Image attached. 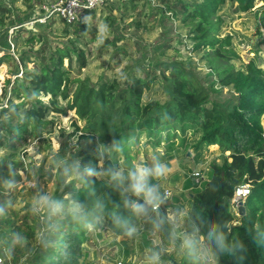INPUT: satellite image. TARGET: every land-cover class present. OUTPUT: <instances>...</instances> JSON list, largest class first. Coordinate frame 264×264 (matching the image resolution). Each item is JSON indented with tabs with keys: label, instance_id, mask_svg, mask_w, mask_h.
<instances>
[{
	"label": "trees",
	"instance_id": "16d2710c",
	"mask_svg": "<svg viewBox=\"0 0 264 264\" xmlns=\"http://www.w3.org/2000/svg\"><path fill=\"white\" fill-rule=\"evenodd\" d=\"M258 2L262 3L260 14L264 25V0L156 2L164 17L189 27L192 51L208 60L211 76H215L205 87L191 72L179 65H171L168 74L163 71L168 95L164 102L157 99L144 101L145 93L152 90L156 77L151 70L141 66L136 70L138 73L122 70L125 73L122 74L123 85L103 80L93 84L88 78H80L82 69L88 64L81 41L87 33H96V27L89 28L82 19L73 24L64 22L66 46L51 47L41 34L32 33L27 38V45L38 42L40 46L36 51H23L18 56L16 65L23 68L22 80L6 81L2 92L6 106L0 108V147L15 150L28 136L40 135L49 124L50 113L67 115L69 109H75L84 120L82 128L74 123L76 132H83L82 138L92 140V143L58 169L59 182L69 175H75V178L64 190L68 198L61 194L55 198L65 205L63 214L53 217L58 230L49 233L48 221L45 222V236L50 241L47 246L41 241L32 246L26 240L22 247L17 241V235L35 238L38 223L34 224L36 228L28 226V231L24 232L8 215L11 208L5 192L18 180L24 167L22 162L10 161L8 157L0 160V208H3L0 242L2 250L12 256L14 263L29 254L30 260L25 264H83L84 245L90 239V230L72 219L69 209L73 202L80 203L90 212L99 206L95 213L99 221L94 223V228L105 223L114 234L131 237L127 231L135 227L138 216L125 206V202L135 197L112 178V173L120 169V156L125 157V166L129 170L133 168L129 165V153L142 135L157 144L163 134L168 141L167 135L176 136L179 132L184 140L190 134L191 146L197 153L210 147H218L222 152L220 162L210 163L208 178L201 185L195 183L194 176L191 177V188L195 191L189 197L187 233L204 237L203 244L216 258V264H264V68L254 61L237 66L239 57L232 48L231 36L221 38L219 35L222 25L219 12L223 7L231 3L237 11L247 13ZM0 12L9 14L10 10L0 6ZM105 22L109 25L110 18ZM53 24L54 18H50L45 27L50 28ZM0 26H4L1 20ZM38 26L43 27V24ZM7 36L8 31L0 36L1 44L5 45L0 50L10 52L12 42H6ZM112 44H116L115 40ZM108 45L104 43L101 47ZM28 62L34 63L33 70L28 69ZM10 84L12 87L8 89ZM224 89H228L231 96L224 100L214 98ZM47 96L50 97L48 102L40 98ZM60 99L66 101L65 105ZM100 162H103V168L99 167ZM88 168L95 174L89 175ZM244 183L250 184L251 192L245 202V215L238 218L231 201L235 189ZM139 202L144 203L143 199ZM159 213L162 231L167 235V213L165 210ZM32 220L36 218L32 217ZM124 221H128L126 227ZM212 229L223 233L229 248L235 250L234 255L219 253L215 245L209 243L207 234ZM257 237L260 245L256 243ZM241 244L246 251L239 250ZM168 264H196L194 252L190 253L187 248L180 260L170 258Z\"/></svg>",
	"mask_w": 264,
	"mask_h": 264
},
{
	"label": "rangeland",
	"instance_id": "374dc122",
	"mask_svg": "<svg viewBox=\"0 0 264 264\" xmlns=\"http://www.w3.org/2000/svg\"><path fill=\"white\" fill-rule=\"evenodd\" d=\"M52 0H0V6L6 7L10 13L0 12V20L4 26H0V36L8 31L6 42H12L10 52L0 50V108L5 107L6 99L2 96L7 79L11 83L17 78L22 80V66L18 62V56L27 51H36L40 44L26 43L27 38L33 34H41L49 46H66L67 39L64 36L65 23L60 18H54V24L50 28L35 25L28 27L34 16H37L42 4ZM159 0H109L106 5L88 13L81 22L89 28L96 27L95 35L87 33L81 41V47L85 50L88 60L87 67L82 69L80 78H88L93 84L101 80L125 84L122 70L138 73V66L149 69L155 75L152 90L145 93L144 101L157 99L161 102L167 99L166 83L163 79V71L168 74L173 64L191 72L194 78L207 87L215 76L210 64L202 54L193 52L192 35L189 27L171 17H164L158 10ZM258 2L255 8L247 13L236 10L235 5L228 3L219 12L222 17L220 37L226 35L232 38V48L239 57L236 65L254 61L264 68V25ZM134 7V8H133ZM35 10V11H34ZM127 10L124 14L123 11ZM168 16V15H167ZM106 18H110L109 25ZM23 22V23H20ZM139 22L136 26L135 23ZM23 27L14 31L11 28L19 25ZM12 34V35H11ZM1 40V38H0ZM4 40V38L2 39ZM108 40L109 42H107ZM116 44L113 45L112 41ZM108 43V47H101ZM0 47L5 48L4 44ZM5 53L9 55H5ZM32 58V57H30ZM34 63L28 62L27 67L34 69ZM67 66V60L65 61ZM76 66V62L74 63ZM144 74V71L142 72ZM142 74V75H143ZM12 85H8L10 89ZM231 96L228 89H224L216 99L224 100ZM48 102L50 97H40ZM60 103L66 101L60 99ZM49 124L41 131L40 135L28 136L21 141L15 150L0 147V160L8 157L10 161L22 162L24 169L19 172V178L11 187H7L5 196L10 202L8 215L16 226L28 231V226L38 223L35 230V238L25 235L30 245L34 246L41 241L38 238L40 232L46 235V213L35 211V201L41 193L48 194L51 198H57L60 194L68 198L64 191L67 184L75 178L69 175L63 182L57 179V172L61 165L73 158L74 154L86 149L92 140L82 138L83 132H76L74 123L80 128L84 126L75 109H69L67 115L50 113ZM73 134V136H67ZM181 133L162 135L159 143L147 139L145 135L133 146L129 153L131 167H154L157 162L166 164L170 173L165 179H150L153 185H159L161 195L160 210L166 211L167 235L163 233L160 224V213L147 211V216H139L136 220L134 235L126 238L118 236L111 231L105 223L99 228L90 230V239L84 245L85 255L83 264H150L153 250H162L160 264H168L170 258L180 260L187 246L186 240L199 241L194 235L187 233L188 213L190 208L189 197L195 190L191 188V177L194 172H202L207 180L208 168L212 161L220 162L222 152L218 147L203 149L200 153L191 146V136L185 140ZM119 171L125 175L129 169L125 166V157L120 156ZM103 168V162L99 163ZM102 172V169H101ZM125 189V188H124ZM164 190H170L167 200L163 198ZM233 210V209H232ZM234 212V211H233ZM26 216V217H25ZM35 217L36 220H32ZM238 217V216H237ZM240 218V217H238ZM39 228V229H38ZM0 253L6 260V264H25L30 260V255L21 257L14 263L12 256L2 250ZM196 264H216V258L200 241L194 251Z\"/></svg>",
	"mask_w": 264,
	"mask_h": 264
},
{
	"label": "clouds",
	"instance_id": "9594fccd",
	"mask_svg": "<svg viewBox=\"0 0 264 264\" xmlns=\"http://www.w3.org/2000/svg\"><path fill=\"white\" fill-rule=\"evenodd\" d=\"M89 175L95 174L91 168L86 169ZM170 173L169 167L161 162H157L154 167L142 165L136 166L130 169L127 174L120 171L112 173V178L118 180L122 187L125 188L127 193H130L135 199L127 200L125 206L130 208L136 216H141L145 214L149 209L156 210L161 203V195L159 192V185H153L150 183V179L161 180L167 178ZM77 174H79V169L77 168ZM143 199L144 203L141 204L139 201ZM65 205L61 200L51 198L46 193H41L35 201V211L37 213L45 212L49 233L58 230V226L53 221V217L63 214ZM99 206L93 211H88L83 205L77 202H73L71 208L69 209V214L72 219L78 223L81 227L92 230L94 228V223L99 221V216L96 215V211ZM3 214V208H0V215ZM91 217V219H90ZM128 221H124V226L126 227ZM136 231L135 227L128 228L127 235L132 236ZM38 238L41 240L42 244L48 245L50 241L46 238L45 233L42 231L38 234ZM17 241L20 242L23 247L26 245L27 241L25 238L17 235ZM201 237L200 240H203ZM256 243L261 244L260 239L257 237ZM207 240L209 243L214 244L217 252L219 253H229L231 255L235 254L234 249H230L225 236L222 232H218L212 229L207 234ZM200 241L186 240L185 245L189 249V252H194L196 250V245ZM240 251H246L243 244L239 247ZM162 250H153L150 257V264H160ZM241 260L244 259L243 256L239 257Z\"/></svg>",
	"mask_w": 264,
	"mask_h": 264
},
{
	"label": "built area",
	"instance_id": "2783aa9c",
	"mask_svg": "<svg viewBox=\"0 0 264 264\" xmlns=\"http://www.w3.org/2000/svg\"><path fill=\"white\" fill-rule=\"evenodd\" d=\"M109 0H52L49 3L42 4L37 16H34L30 22L26 23L29 27H34L38 24H45L50 18H60L63 22L67 24H73L80 19H83L89 12L99 9L106 5ZM24 25H19L11 28L12 34L15 30L23 27ZM11 34V35H12ZM13 47V44H12ZM192 176L195 177V183L201 185L205 180V176L202 172H194ZM170 190H164L163 198L167 200L170 196ZM251 192L250 184L244 183L239 185L234 192L231 204L232 209L236 216L239 215V205L242 203L245 205L246 199ZM161 204V203H160ZM160 204L158 209L152 210L151 212L156 213L160 211ZM147 216V212L143 214ZM0 264H6L3 256L0 255ZM118 264H123V262H118Z\"/></svg>",
	"mask_w": 264,
	"mask_h": 264
},
{
	"label": "water",
	"instance_id": "95a60500",
	"mask_svg": "<svg viewBox=\"0 0 264 264\" xmlns=\"http://www.w3.org/2000/svg\"><path fill=\"white\" fill-rule=\"evenodd\" d=\"M245 210H246L245 205H243L242 203H240L239 208H238L240 217H242V216L245 215Z\"/></svg>",
	"mask_w": 264,
	"mask_h": 264
},
{
	"label": "crops",
	"instance_id": "0c3cea01",
	"mask_svg": "<svg viewBox=\"0 0 264 264\" xmlns=\"http://www.w3.org/2000/svg\"><path fill=\"white\" fill-rule=\"evenodd\" d=\"M196 238L199 239V241H203V240H200L201 237H197V236H196Z\"/></svg>",
	"mask_w": 264,
	"mask_h": 264
}]
</instances>
